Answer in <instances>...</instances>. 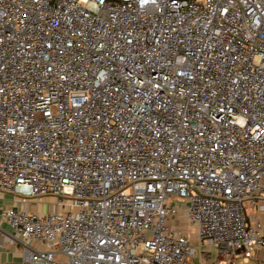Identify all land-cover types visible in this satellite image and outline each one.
<instances>
[{"label": "built area", "instance_id": "1", "mask_svg": "<svg viewBox=\"0 0 264 264\" xmlns=\"http://www.w3.org/2000/svg\"><path fill=\"white\" fill-rule=\"evenodd\" d=\"M0 191L23 264H264V0H0Z\"/></svg>", "mask_w": 264, "mask_h": 264}, {"label": "crops", "instance_id": "2", "mask_svg": "<svg viewBox=\"0 0 264 264\" xmlns=\"http://www.w3.org/2000/svg\"><path fill=\"white\" fill-rule=\"evenodd\" d=\"M53 198L41 197L39 199L29 198L20 199L15 195L0 191V214L4 209L15 207L26 211H42L45 210V203L51 201ZM52 206L50 209H54ZM49 209V210H50ZM48 210V211H49ZM264 213V202L258 203L254 207H248L246 210V218L253 220L259 218ZM172 226H177L175 219L170 221ZM0 230L3 237L0 245V264H23V247L20 243V237L9 226V224L0 217ZM30 247H35L34 241H28ZM41 249H46L44 244H40Z\"/></svg>", "mask_w": 264, "mask_h": 264}, {"label": "rangeland", "instance_id": "3", "mask_svg": "<svg viewBox=\"0 0 264 264\" xmlns=\"http://www.w3.org/2000/svg\"><path fill=\"white\" fill-rule=\"evenodd\" d=\"M56 198L52 199L49 202L45 203V210L48 211L52 206H56ZM168 203L170 205H175L177 206V208L183 206V203L181 202V198L178 196H169V200ZM178 218L180 219V223H179V228L181 230H183L184 232L188 233V237L190 239V241L195 242L196 239V226L194 224L188 223L187 221L184 220L183 214H178ZM55 259L58 260H67L66 256H63L61 254H55ZM188 264H197L198 263V259L196 257H190L187 260ZM217 264H222V263H217ZM252 264V263H250Z\"/></svg>", "mask_w": 264, "mask_h": 264}]
</instances>
